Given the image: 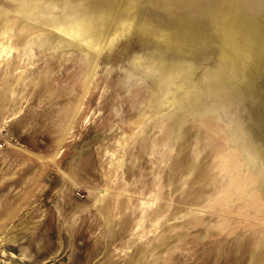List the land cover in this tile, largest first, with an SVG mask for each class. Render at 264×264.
<instances>
[{"label":"rangeland","instance_id":"rangeland-1","mask_svg":"<svg viewBox=\"0 0 264 264\" xmlns=\"http://www.w3.org/2000/svg\"><path fill=\"white\" fill-rule=\"evenodd\" d=\"M121 1L0 0V264H264V164L246 149L264 150V0H235L241 15L230 21L253 60L241 67L250 84L218 61L228 0H125L138 4L133 28L105 43L97 27L79 37L44 20L81 5L110 22ZM198 1L212 10L195 12ZM148 4L172 17L189 9L212 30L203 35L214 36L215 63L200 80L189 58H169L172 32L135 17ZM148 52L174 60L188 85L163 104L156 81L154 92L131 91L127 56L149 78ZM193 84L199 95L185 99ZM232 111L208 137L180 119L212 114L205 125Z\"/></svg>","mask_w":264,"mask_h":264},{"label":"bare ground","instance_id":"bare-ground-1","mask_svg":"<svg viewBox=\"0 0 264 264\" xmlns=\"http://www.w3.org/2000/svg\"><path fill=\"white\" fill-rule=\"evenodd\" d=\"M145 1H150V0H145ZM153 2H155V0H153ZM163 3H165V2H163ZM227 5H228L227 8H225L224 12H223V23L220 27L221 44H220V54H219V60L218 61H220L221 66H223L227 69V71L229 72V74L231 76H233L236 79H239L240 81H244V82H247L250 84L253 77H251V79H250V77H249L250 75L248 76L247 72L246 73L244 72L245 70L242 72L241 69H243V68H241V67L247 66L248 63H251L252 59H250L249 56L246 54L249 52H245V50L241 46V44L239 42V37H238L237 31H236V28H235L234 24H232V22H230L231 19H233L231 17L236 18V17L241 15V10H239L237 8L238 4L235 0H228ZM134 6H138V4H132L129 6V5H126L125 0H122L120 3H118V5L115 6V12L114 13H113V11L111 12L113 14V17L112 16L110 17V20H109L110 22L103 21V22H101V24H97L96 20L94 21V19L90 18L87 10L84 7H82L81 5H78V6L68 5V8H66L64 10L63 15H61L59 17H54V16L53 17H45L44 20L46 22H50L51 24H54V23H56L58 25L59 24L60 25L66 24L67 28H69V30L72 33L76 32L79 37L80 36L83 37L84 32L81 29H90L93 27L94 28L97 27L99 29L98 34H100V37H101L98 40L101 39L100 41H103L105 43L106 41H108V39H105V37H109L110 34H112V33L118 34L121 31H122L121 33H123V31L130 29V28L131 29L133 28V19H132L130 13H131L132 9L134 8ZM220 8H222V7H220ZM220 11H222V10H220ZM170 13L173 14V16H174V14H176L177 15L176 17H179V19L176 18L178 21V24H182V25L189 24L188 23L189 18H185L187 16L176 13V12H170ZM217 15H218V12H217ZM197 18L200 19L197 16H193V18L191 17V19H194V20H196ZM77 20H81V21L78 23H74ZM63 21H66V22H63ZM77 28H78V30L81 31L82 35L78 31H76ZM207 28H209V26ZM126 32L128 34L130 33L128 31H126ZM126 32H124V33H126ZM186 34H187V39L184 42H178V41L175 42V41L169 40L168 38H167L168 40L165 39V43L167 44L168 48L172 51V53H174V55L179 56V57H176V59L174 58L175 61L185 62L186 59L188 58L186 55L187 51L191 52V54H192L193 52L196 51V47H198L199 45L204 46L207 44V41H205L207 39H203L198 44H196V46H195L194 43H192L189 39L190 33H186ZM94 35H95V33H94ZM171 37H172V35H171ZM78 42H81V41H78ZM97 43H99V42H97ZM157 54L158 53L148 52L144 56H141L139 59L142 60L143 62L148 63L144 67V68H147L146 72L151 76H156L155 81L157 82L158 87H159V90H158L159 94H161V96L165 95V97H161V99H160L161 103L163 104L165 98L167 96H169V91L171 90V87H173V85L175 86V84L178 82L177 78L179 75H181L183 70H182V68H180L177 65V63L174 60H173V62H170V61L165 60V59L162 60V59L158 58ZM136 61L138 63L141 62L138 59H136ZM140 65H141V63H140ZM138 67L140 68V66H138ZM248 68H250V67H248ZM254 68H256V67H254ZM244 69H246V67H244ZM190 78H193V77L191 76ZM248 79H250V80H248ZM236 85H237V83H236ZM196 88H197V85L193 84L192 87H189L186 90H184V98L185 99L186 98L192 99V98L196 97L197 95H199L200 90H197ZM180 89H182V88H180ZM253 89H254V91H256V87H253ZM222 97H224V96L221 95V98ZM250 110H252V109H250ZM243 113H242V115H243ZM234 133L237 134L236 139H233L236 146L239 147V149H241V151H243V149H244V151L247 152V150H248L249 153H247V154H250L252 156L254 164L256 166L259 163L264 164V150L258 149L257 146L252 145V144L250 145L251 147H247L246 148L247 150H246L244 148V145H243V143L246 139V137L244 135L245 133H243V131L240 129H237L236 131H234ZM230 140H231V138H230ZM242 154H244V152ZM261 185H264V180L263 181L258 180V187L261 188ZM241 186H243V184Z\"/></svg>","mask_w":264,"mask_h":264},{"label":"crops","instance_id":"crops-1","mask_svg":"<svg viewBox=\"0 0 264 264\" xmlns=\"http://www.w3.org/2000/svg\"><path fill=\"white\" fill-rule=\"evenodd\" d=\"M200 3V8L196 7L195 9H193L195 12H200L201 10H212V8L209 6L208 3H204L201 1H198ZM186 10V11H185ZM185 13H188V18H190L192 16V13L189 9H185ZM214 10V9H213ZM150 12V15H149ZM156 16L158 17L157 20H155L153 17ZM168 13V11H164L159 9L158 7H155L151 4L146 5L145 7H143V10L138 11V14L136 12L135 17L137 19H140L141 21L145 22L146 25H148L149 27L153 28V31H156V34H160L161 32H172V41H178V42H184L187 39V34L186 33H190L189 39L192 43H194V45L196 46V44H198L201 40L203 39H207L205 41H207V44L204 46L199 45L198 47H196V51L193 52L192 54L188 55L187 57L191 60L192 65L195 67H198V72H196L193 75L192 80L193 81H198L200 80L203 75H205V73H207V71L202 70L200 73V68L202 67L203 63L205 61L210 62L213 60V62L215 63L214 59L215 56L217 54V44L216 41H214V36L211 35H203V32H207V33H212L211 29H205L203 27V24H201V22H199V24H195L193 22L189 21V24L186 25H182V24H178V21L176 19V16H171ZM152 17V18H150ZM135 18V19H136ZM168 25L169 28H162L159 29V27ZM133 34H131V37ZM140 36V38L142 37V35H135L134 39L136 37ZM144 42V40L141 38V44ZM190 43V42H189ZM143 46V44H142ZM149 48H146V50ZM143 52V51H142ZM139 54V52H138ZM135 55H131V56H127V61L129 62V66L131 67L132 71L130 73L129 79H131L132 81V88L131 91H134L136 89L141 90V89H146L147 92L151 91L154 92L156 89L155 85H154V81L156 79L155 76H149V78H146V74L144 72H141V70L137 69V66L135 65V63L132 61V58H135ZM169 58H175L176 56L174 55V53H168ZM211 57V59H207L208 57ZM211 68V67H210ZM207 69V68H204ZM185 82L184 79L182 80H178V83H183ZM184 84V83H183ZM181 85V84H180ZM174 86V85H173ZM188 85L185 83L184 84V88H186ZM175 87V86H174ZM152 89V90H148V89ZM178 94V93H177ZM175 94V95H177ZM206 104H210V102H207ZM233 111L231 113H229L228 115H223L221 117V120H218L216 117H214V119H211V122H209L208 124L202 125L203 122H205L210 116H212V114H202L200 116H191L189 115H182V117H180V119H183L188 121L189 119H193L197 124H198V128L203 129L202 132V136L204 134V136L209 135V132H207L205 129L210 128L213 132L214 128H218L216 126H222V127H226L227 122L226 120L229 119V115H233L232 114ZM181 115V114H180ZM238 116V113H237ZM193 121V122H194ZM224 124V125H222ZM191 125V124H190ZM189 125V126H190ZM192 126V125H191ZM211 136V135H210ZM212 138V136H211ZM208 142H213V139H207ZM212 140V141H211ZM244 190V189H242ZM251 190V189H250ZM245 191V190H244Z\"/></svg>","mask_w":264,"mask_h":264}]
</instances>
